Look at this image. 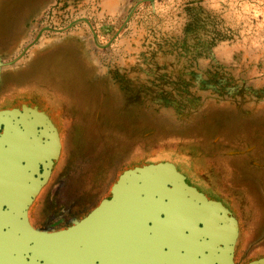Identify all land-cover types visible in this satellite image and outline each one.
Instances as JSON below:
<instances>
[{
    "label": "rangeland",
    "instance_id": "1",
    "mask_svg": "<svg viewBox=\"0 0 264 264\" xmlns=\"http://www.w3.org/2000/svg\"><path fill=\"white\" fill-rule=\"evenodd\" d=\"M25 101L65 147L43 215L62 184L81 216L125 170L172 161L236 194L264 247V0H0V108Z\"/></svg>",
    "mask_w": 264,
    "mask_h": 264
},
{
    "label": "flooded vegetation",
    "instance_id": "2",
    "mask_svg": "<svg viewBox=\"0 0 264 264\" xmlns=\"http://www.w3.org/2000/svg\"><path fill=\"white\" fill-rule=\"evenodd\" d=\"M28 108L45 111L29 101L0 108V111L21 112L9 113L0 129L1 133L5 129L7 131V141L2 148L10 160L8 175L11 183L0 188V212L7 209L5 201H14L20 194L15 191L13 183L16 166L19 176L24 177L22 185L37 191L28 207L30 223L38 230L58 234L54 239L43 241L41 238L32 243L37 247H24L27 244L25 240L0 243V264H253L258 261L264 264V247L257 246L253 238L257 232L253 228L250 230L251 225L237 214V195L212 179L211 185H191L209 200L220 202L230 211L229 215L217 207L207 206L198 195L184 191L177 194L181 199L177 214L176 209L170 208L168 215L161 213L151 219H90L83 225L82 218L105 198L85 215L69 214L64 209L67 195L63 184L60 188L51 189L50 193V197L57 195L63 198V204L54 208L55 213L43 215L42 197L61 167L65 147L59 125L45 111L56 127L62 145L59 158L52 159L53 166L48 168L50 173L46 177L42 148L46 134H51V130L36 112ZM50 153L49 156L53 157V152ZM202 170L209 176L212 173L211 169L203 166ZM45 177L46 183L42 187ZM72 227L75 230L67 231ZM27 236L26 233L18 234L19 238Z\"/></svg>",
    "mask_w": 264,
    "mask_h": 264
},
{
    "label": "water",
    "instance_id": "3",
    "mask_svg": "<svg viewBox=\"0 0 264 264\" xmlns=\"http://www.w3.org/2000/svg\"><path fill=\"white\" fill-rule=\"evenodd\" d=\"M24 108L26 109V106ZM28 110L36 112L37 116L42 118L51 130V134H46V142L42 148V151L46 152L44 155L42 154V163L45 168L44 175L48 177L50 173L48 168L53 166L52 159L57 160L60 155L62 147L60 136L45 111H39L37 108H28ZM16 112L21 113L19 110L0 111V129L1 125L6 122L7 115ZM0 137V188H4L10 184L8 175V163H10V160L5 152L6 150L2 148L8 137L6 129L3 133L0 132ZM50 152H53V157L49 156L51 155ZM46 161H48V164H45ZM19 175L14 176L13 182L15 191L20 194L14 198V201H5L7 209L0 212V234L2 235L0 236V243L25 240L27 244L24 247H37L36 244L32 245V243L38 242L41 238L43 241L54 239L58 232L49 233L38 230L30 223L28 207L32 203L33 197L36 196L37 191H32L27 186L22 185L24 177ZM46 177L42 181V187L46 183ZM133 178L136 179L135 183H131ZM191 184L197 185L192 175L189 180L188 176L178 168L175 162L163 160L159 162L145 161L125 170L112 186L109 196L82 218L84 220L81 223L86 225L90 219H99L107 214L108 209H112L113 212L116 207L120 209V219H151L150 217L161 213L168 215L170 208L176 209L177 214L178 203L181 200L177 194L184 191L185 193L190 192L198 195L205 201L207 206L217 207L216 209L221 212H227V215L230 214V211L222 206L220 202L209 200ZM171 187L174 188L172 191ZM111 217L114 219V213ZM73 230H75V227L67 231L71 232ZM19 233H26L28 236L19 238ZM4 246L6 245L4 244ZM253 264H259V261Z\"/></svg>",
    "mask_w": 264,
    "mask_h": 264
},
{
    "label": "bare ground",
    "instance_id": "4",
    "mask_svg": "<svg viewBox=\"0 0 264 264\" xmlns=\"http://www.w3.org/2000/svg\"><path fill=\"white\" fill-rule=\"evenodd\" d=\"M46 152H44V151H42V154L44 155ZM46 156V155H45ZM15 161H16V159H15ZM15 168H14V170H13V173H14V176H16L17 174H18V172L20 173V171L18 170V168L16 167V166H14ZM14 183V182H13ZM22 183V182H21ZM11 184V183H10ZM103 224V223H102ZM100 225V224H99ZM104 225V224H103ZM103 227H106V226H102V228ZM99 228H101L100 226H99ZM101 230V229H100ZM103 230V229H102Z\"/></svg>",
    "mask_w": 264,
    "mask_h": 264
},
{
    "label": "crops",
    "instance_id": "5",
    "mask_svg": "<svg viewBox=\"0 0 264 264\" xmlns=\"http://www.w3.org/2000/svg\"><path fill=\"white\" fill-rule=\"evenodd\" d=\"M121 12H122V10H119V13H118V14H120V15H121V14H122Z\"/></svg>",
    "mask_w": 264,
    "mask_h": 264
}]
</instances>
